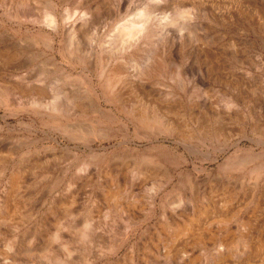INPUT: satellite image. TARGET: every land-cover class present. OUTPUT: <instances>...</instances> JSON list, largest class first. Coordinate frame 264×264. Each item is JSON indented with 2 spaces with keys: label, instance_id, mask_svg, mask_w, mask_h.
Instances as JSON below:
<instances>
[{
  "label": "rangeland",
  "instance_id": "obj_1",
  "mask_svg": "<svg viewBox=\"0 0 264 264\" xmlns=\"http://www.w3.org/2000/svg\"><path fill=\"white\" fill-rule=\"evenodd\" d=\"M29 1L27 10L30 12L38 11L45 5V0ZM83 1L99 10L98 21L93 29L95 34L98 33L92 41L84 43L86 52L89 55L96 54L98 57L99 43L109 39L110 34L114 33L118 19L110 16L102 6L107 5L108 1L111 8L115 0ZM128 1L130 7L121 8V18L127 17L134 7H140L148 0ZM174 1L177 2V0L167 2L168 9H165L164 14L171 13ZM189 1L179 0V3L188 5ZM226 1L228 2L224 0V3H227V7L230 6L231 11L239 14L230 19L226 18L223 22L216 20V17H208L207 23L211 28L206 31L212 51L221 52L222 68L217 73L215 69L205 70L203 66L195 68L197 63H194L195 67L190 70L189 64L194 58L192 54L189 55L185 69L187 68L190 84L187 83L186 93L191 92L193 88H200L207 91V98L209 96L212 99L232 94L233 90L239 93L241 91L243 104H240V113L244 114L243 116L240 114L241 120L238 117L224 120L222 126L226 130L224 129L225 132L220 136L212 135L204 141L192 139V145L197 147L194 146L193 152L184 150L171 135L160 134L158 142L152 146L149 140L152 138L136 137L134 122H129L124 112L105 101L101 95L99 105L109 109L112 115L89 109L88 97H85L84 106L89 110L82 113L65 112L63 115L62 120L65 123L76 125V129L81 131V138L70 139L58 129L52 128L51 118L31 113L30 97L26 91L31 88V73L33 78L36 77L37 69L43 65L46 67L48 78H53L54 75L55 77L69 75L68 80L81 84L80 89L85 93L87 90L85 74L88 73L79 63L73 66L68 64V59L61 53L64 38L58 37L55 42V54L62 63L61 68H57L50 63L48 58L50 51L40 36L33 32L37 26H31L30 21L20 26L0 21V45H6L14 55L11 59L13 61L8 65L10 68L1 67L0 64V77L10 81L14 78L13 80L21 85L15 90V101L9 98L6 103L0 102V160L11 158L20 161L23 178L19 186L11 191L8 183L5 184V177L0 168V199L9 201L6 206L3 204L0 207V264H131L128 257L132 256V264H164L165 259L157 250H161L174 233H178V236L170 245L171 247L178 245L185 238L184 231H190L188 236L192 243L194 237L205 234L201 235L200 241L192 247L199 258L211 253L220 242L225 249L240 248V235L249 234L253 238L252 247L256 253H253L251 264H264V24H260L252 14L254 6L251 0ZM76 2L78 0H62L59 2V8L74 9ZM102 11L104 12L100 13ZM157 11L156 17L163 16L159 13L160 10ZM158 38V36L154 38V42L147 47V51L143 52L137 62L127 61L125 59L127 52H114L112 62L122 63L132 74H137L141 69H149V65L151 67L153 63V54L161 44ZM21 76L30 84L18 82ZM90 76L100 94L97 86L98 75L91 72ZM158 80L163 83L158 84V88L173 89L180 93L181 90L173 78L163 76ZM54 87V85L47 87L45 94H48L47 96L54 94L58 88ZM235 87L238 89H234ZM59 100L63 102L62 98ZM200 102L201 100L198 104ZM170 116L175 125L184 119L189 120L188 115L183 116V113ZM121 121L127 122V136L118 133L121 131ZM209 123L211 127L215 124L213 120ZM191 125L195 123L191 122ZM106 128H110L115 135L108 136ZM90 138L93 140L88 141ZM163 150L173 154L177 162L170 163L166 160ZM144 155H154L153 158L156 160L151 163L154 166H150L147 161L142 163L140 158ZM244 155L246 158L251 155V158L244 162L245 165L234 169L225 168L223 162L226 158L231 159L234 156L236 159ZM135 164H141L140 167L147 172L138 175L131 184L127 176H130V170ZM80 165L85 167L82 172L78 171ZM187 174L192 175L195 183L187 180ZM115 191L118 200L109 199L108 193ZM71 193H74V198L69 196ZM127 193H134L138 198L131 201L124 195ZM152 193L153 195L155 193V203L150 208ZM180 194L184 196L194 194L198 197L194 201L185 200L179 206ZM206 202H210V206L216 204L218 209L213 210L210 207L211 212L207 210L203 214L204 219L210 221L207 225L209 229L206 227L207 231L196 232L195 228L198 227L196 221L200 214L195 208ZM118 204L123 207L129 204V210L120 212ZM186 204H189L187 209L192 208L178 215ZM219 212L223 215L225 212V215ZM215 214L216 218L222 216L217 223L212 222ZM83 230L86 236L80 237L79 232ZM64 247L68 248L69 253H66ZM52 255L57 259L46 258ZM232 262L229 263L233 264ZM167 264L175 263L171 261Z\"/></svg>",
  "mask_w": 264,
  "mask_h": 264
},
{
  "label": "bare ground",
  "instance_id": "obj_2",
  "mask_svg": "<svg viewBox=\"0 0 264 264\" xmlns=\"http://www.w3.org/2000/svg\"><path fill=\"white\" fill-rule=\"evenodd\" d=\"M61 1L62 0H45V5L41 9H39L38 11L35 10L33 12L32 11L30 12V10H27V7H29L30 5L29 0H0V21L2 23L7 21L10 23H14L18 26H20L22 23L30 21L31 26L34 27L37 26V28H35L33 32L36 33L38 36H40L44 45L50 51L48 58L53 66L57 68H61L62 65V63L57 59V56L55 54V42L58 37H62L64 38V45L62 44L63 48L61 53L66 57V59H68V64H70V66H73L74 64L79 63L80 65H82L83 67L82 69L86 70L88 73L85 74V79L87 80L86 93L80 89L81 84L79 85L77 82H71L68 80L67 77L69 75L62 77H58V76L55 77L54 75L53 78H48L46 67H44L43 65H41L40 68L37 69L36 77L33 78L31 73V82H30L31 84L29 83V81L26 80L24 76H21L19 78L18 82H22V84L24 85H29V84L31 85L30 89H26L27 94L30 97L29 104H31V113L35 115H39L41 117L45 116L47 118H51V120L53 121V123L51 124L52 128L58 129L59 132L66 134L70 139L81 138L82 137L80 136L81 131L79 132L78 129H76L75 127L76 125L65 123L62 120L63 115L65 112L68 113L73 111L74 112L77 111L79 113L86 112L90 108L91 110H94L96 112L112 115V112L109 109L108 110L104 109L101 107V105H99V97L101 95L105 101L114 104L122 112H124L126 117L129 119V122L130 121L134 122L135 130H136V135L135 134L134 135L136 137L152 138L149 139L151 140V146H152L154 145V143L158 142V137L160 136V134L171 135L176 139L177 143H180L183 146L184 150H187L188 152H193L196 146L192 145L191 143L192 139L195 138L204 141L206 139L211 138L210 136L212 135L220 136V134H222L226 130L222 126L224 120H230L233 117L239 118V116L244 114L243 112L242 114L240 113L241 112L240 104L242 103V98L240 95V93H242L241 91L239 93V91L236 92L235 90H233L234 92L233 93L231 92L232 94L229 93L222 96L220 95L218 97L212 96L213 97L212 99H210L209 96L207 98L208 95L207 91L200 88H193L191 89V92L188 91V93H186V89L188 87L187 83L190 82V79L187 74V68L185 69V66L188 65L186 64L187 63L186 61L188 60L189 55L192 54L194 58L193 59L194 61L192 60L193 62L189 64L190 70H193V68L195 67L194 63H197V67L195 68L199 69V67L203 66L205 70L215 69L217 73L218 70L222 68V64L220 62L221 52L219 50L212 51V48H210L209 45V40L207 38L206 31L211 28L210 25L207 23L208 17H212V18L216 17L217 18L216 20L223 22L225 21L226 18L230 19L233 16L239 14V13H235L234 11H231L229 8L230 6L227 7V3H224V0H190L188 3L189 6L187 4L179 3V0H177V2L174 1L175 3L172 2V11L171 13L168 14H164V13H165V9L167 8L166 4H168L167 2H169L170 0H150V1L148 0L147 2H145V4L141 5L140 7H134L133 10L130 12V14L128 13L130 16L128 15L129 17L127 16L125 18H121L120 10L121 8H123V6L124 8L130 7L128 5L129 3L128 0H115L114 4L111 5L112 6L111 8L108 5L110 4V2L106 0L107 5H103L102 8L106 9L107 13L110 16L112 17L114 16V18L116 17L118 19L116 21L117 24L115 23L116 26L114 28V33L110 34V38L109 39L107 38L108 40L104 39L103 42L99 43L100 54L98 55V57H96V54L89 55V53L86 52L85 42L92 41L94 36L98 33L96 32L95 34L93 29H94V24L98 21L97 19L99 16L98 15L99 10H96L95 7L83 3L84 2L83 0H78V2H76L74 9L73 8L61 9L59 8V2ZM251 1L254 6L252 7L253 9V12L251 11L252 14L255 15V17L257 18L260 24H264V0H251ZM31 2H33V0H31ZM225 2L228 1L225 0ZM157 10H160L159 13H162L163 16H159V17L157 16L158 17L157 18L156 17V12H158ZM103 12L104 11L100 13ZM120 20L122 21L118 22ZM262 26H260V29L262 28ZM251 28L253 29V27ZM263 30H261V32H263ZM156 36L160 38L158 39L161 41V44L157 48V51H155V54H153V63H151V67L149 65V69L148 68L141 69L140 71H138L137 74H132V72H129L130 70L128 68H127L128 71L127 69H125V66L122 63L118 64L112 62V57H113L112 55L114 54V52H120V53L127 52L125 59L129 62L130 61L137 62L139 60L138 58L142 56L143 52L147 51V47H149V45H151L154 42L155 40L154 38ZM214 39L216 40V38ZM103 43L106 44L103 45ZM222 44L224 45V43ZM225 46H227V43ZM13 57L14 55L12 52H10L9 48L6 45L1 44L0 45L1 67L3 66L5 68L6 67L10 68V66L8 65L10 64L11 61H13L11 60ZM250 67L252 68V60ZM91 72L92 73L95 72L98 75L97 86L100 90V94L97 92L92 76H90ZM219 73L221 74V72ZM133 76H135V78ZM163 76L173 78L174 82L178 85V88L183 93H181V91L180 93H176L173 89L165 90L162 89L161 87L158 88L157 87L158 84H163L160 83L158 78H161ZM13 79H11L12 81H10L7 79H1L0 77V91H1L0 102L6 103V101L9 98L15 101L14 98L15 90L19 89L21 85L20 83H17V81ZM53 85L58 88L56 89L54 87L56 89L55 90L53 88L55 90V93L54 94L52 93V95L47 96L48 94L47 95L45 94V89L50 86L53 87ZM234 89H238V88L235 87ZM85 97L90 98L88 99L87 102L88 104L87 106L89 109L86 108L87 106H84ZM59 98H62L63 102H61ZM199 100H201L200 104H198ZM195 112H197V114ZM180 113L181 114L183 113V116L187 114L189 120L184 119L182 120V122L177 123L176 126L174 124V121L171 120L170 115L171 114L179 115ZM211 120H213L215 124L217 123L216 125L214 124L213 127H211L212 125L210 126L209 123ZM191 122L195 123V125H191ZM127 128H128L127 122L121 121L120 122L121 131H119L118 133L122 136H127V132H126ZM93 131L95 132V129H93ZM197 131L200 133H198ZM105 132L108 136L115 135V133L110 128H106ZM91 140H93V138H90L88 141ZM223 143L226 144V142ZM164 153L165 154H163V156L166 158V160L170 161V163L177 162L173 154L167 151H164ZM153 156L144 155L140 159L143 164L145 161H147V163L150 164V166H154L151 164L155 162L154 160H156L155 158H153ZM249 156L250 157L247 158L246 155L238 156L236 159L234 156H232L231 159L226 158L223 164L225 168L234 169L237 166L243 165L244 162L248 160V158H251V155ZM20 164H21L20 161H15L14 159L11 158L6 160H2V159L0 160V168L5 177V184L8 183L7 185H9L11 191L16 189L19 186V184L23 181L22 169H21L22 165ZM140 165L135 164L134 168L130 170V176H127V180L131 184H133L135 178H137L138 175L145 172L140 167ZM83 167L84 165L79 167L78 171L82 172L85 168ZM187 175H188L187 180L189 182L191 181L192 183H195L192 175L190 174ZM226 181L228 180L226 179ZM115 192L111 194L108 193L107 195L108 198L111 200H116V199L118 200L119 197L117 191ZM124 195L126 196V198H128L131 201H135L138 198V196L134 193L133 194L127 193ZM69 196L71 198L75 197L74 193H71ZM107 196L105 195V197ZM154 196L155 193L154 195L152 193L150 197L151 198L150 208L154 206L155 203ZM197 197L198 195H194V194H190V196H184L180 194L178 196L179 206L182 204V202L184 203L185 200L191 201V199H193L194 201ZM2 199H0V207H2L3 204H5L6 206V203L9 202L8 200H10L7 199L8 202H6ZM215 203H217V201ZM188 205L189 204H186L178 212V215L182 214L187 209ZM129 206H130L129 204H125V207H123L121 204L120 205L118 204V209L120 212L123 213L126 212V210L127 211L129 210ZM225 206L223 208H225ZM210 207L213 210L218 209V206L214 203L212 206H210V202H206L204 205H198L195 208L197 209L196 212L200 214V216H198L197 214L199 219L198 221H196V223L198 222L197 224L198 227L195 228V231L196 230L201 232L207 231L206 227L210 221H208V219L207 220L204 219L203 214H205L207 210L211 209ZM191 208L189 207V209ZM209 211L211 212V210ZM228 211L230 210L228 209ZM220 214L223 215V213ZM201 216H203V220H201ZM216 216L217 215L215 214V217L212 219L213 220L212 222L217 223V221L219 222V218L222 217L220 216L219 218H216ZM226 216L228 217V215ZM193 227L192 230L194 231ZM189 232L190 231H184L185 238L183 239V241L181 240V242L178 243V245L176 244V246L174 245L175 247L174 246L171 247L170 244H172L173 241L177 239L178 236L177 235L178 233L177 234L174 233V235L171 236L172 238L169 239L170 241H168L167 244H164L161 250H157V252L159 254L161 253L162 256L164 257L166 264L168 262L170 263L171 261H174L175 264H230L229 263L230 261H233L232 262L233 264H251L253 253L255 251L254 247H252L253 238L251 235L244 233L240 235V241H239L240 248L237 247L235 249H230V248L225 249L223 244L220 242L218 246H216V248L214 247V249H212L213 251L211 253L209 252V254H205L203 258H199V256L195 255L192 247L193 244L200 241V239L202 238L201 235H203L204 233L201 235L199 234V236L197 237H194L192 243V239H190V236H188ZM79 236L85 237L86 236L85 230L79 232ZM64 249L66 253L69 251L68 248L64 247ZM46 258H48L49 260L57 259L53 255ZM129 258L132 264L133 256L128 257V259Z\"/></svg>",
  "mask_w": 264,
  "mask_h": 264
}]
</instances>
